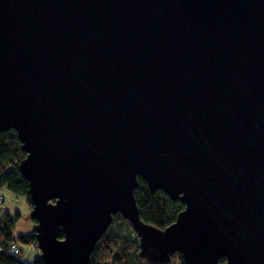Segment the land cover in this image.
Wrapping results in <instances>:
<instances>
[{
	"label": "water",
	"instance_id": "95a60500",
	"mask_svg": "<svg viewBox=\"0 0 264 264\" xmlns=\"http://www.w3.org/2000/svg\"><path fill=\"white\" fill-rule=\"evenodd\" d=\"M10 129L47 264H91L114 214L147 264H264V0H0ZM140 177L185 204L164 230Z\"/></svg>",
	"mask_w": 264,
	"mask_h": 264
},
{
	"label": "trees",
	"instance_id": "16d2710c",
	"mask_svg": "<svg viewBox=\"0 0 264 264\" xmlns=\"http://www.w3.org/2000/svg\"><path fill=\"white\" fill-rule=\"evenodd\" d=\"M25 156L26 153L22 150L14 129L0 132V187L4 185L17 194L24 195L32 205L29 183L18 169L19 163ZM138 185L134 195L139 206V216L149 225L164 230L175 221L178 213L184 210L185 204L179 199L172 201L163 190L157 189L151 193L142 177L138 179ZM33 221L36 225L37 221ZM14 223L12 218L0 219V244L5 245V250L0 251V264H20L17 258L7 253L6 248L5 238H10ZM135 232L122 215L114 214L108 231L100 238L93 250L91 264H142L146 260L140 256L139 238L134 237ZM31 236L33 239L29 242L38 245L35 232ZM62 237L63 233H60L59 238ZM21 238L24 239L23 235ZM172 258L168 264H183L179 253L174 254ZM225 262L226 258L220 259L221 264Z\"/></svg>",
	"mask_w": 264,
	"mask_h": 264
},
{
	"label": "clouds",
	"instance_id": "9594fccd",
	"mask_svg": "<svg viewBox=\"0 0 264 264\" xmlns=\"http://www.w3.org/2000/svg\"><path fill=\"white\" fill-rule=\"evenodd\" d=\"M33 210V206L24 195L17 194L7 187H0V219L12 218L15 221L10 238H5L7 253L17 258L20 264H37V262L47 264L43 259L45 256L43 248L29 242L33 239L31 234L36 228L32 220ZM22 235L24 239L21 238ZM4 250L5 245L0 244V251ZM172 254L174 253L170 252L168 255ZM142 264L147 262L144 261Z\"/></svg>",
	"mask_w": 264,
	"mask_h": 264
},
{
	"label": "built area",
	"instance_id": "2783aa9c",
	"mask_svg": "<svg viewBox=\"0 0 264 264\" xmlns=\"http://www.w3.org/2000/svg\"><path fill=\"white\" fill-rule=\"evenodd\" d=\"M134 237H137V233L135 232ZM37 245V244H36ZM38 246V245H37Z\"/></svg>",
	"mask_w": 264,
	"mask_h": 264
},
{
	"label": "rangeland",
	"instance_id": "374dc122",
	"mask_svg": "<svg viewBox=\"0 0 264 264\" xmlns=\"http://www.w3.org/2000/svg\"><path fill=\"white\" fill-rule=\"evenodd\" d=\"M2 187H6V186L3 185ZM33 222H34V221H33Z\"/></svg>",
	"mask_w": 264,
	"mask_h": 264
}]
</instances>
